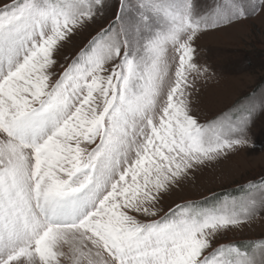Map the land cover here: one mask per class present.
Masks as SVG:
<instances>
[{
    "label": "snow or ice",
    "instance_id": "snow-or-ice-1",
    "mask_svg": "<svg viewBox=\"0 0 264 264\" xmlns=\"http://www.w3.org/2000/svg\"><path fill=\"white\" fill-rule=\"evenodd\" d=\"M259 15L264 0H0V264H264V239H222L264 214V176L163 203L251 143L264 93L200 119L196 41Z\"/></svg>",
    "mask_w": 264,
    "mask_h": 264
},
{
    "label": "rangeland",
    "instance_id": "rangeland-1",
    "mask_svg": "<svg viewBox=\"0 0 264 264\" xmlns=\"http://www.w3.org/2000/svg\"><path fill=\"white\" fill-rule=\"evenodd\" d=\"M98 27L92 24L73 36L59 58L75 54ZM196 47V60L209 69L204 79L196 80L193 98L200 119L219 115L247 97L264 93V15L208 31L196 41ZM249 138L251 143L241 150L191 171L165 198V209L182 201L234 195L249 180L264 176V113L256 115ZM222 239L244 243L264 239V214L233 228Z\"/></svg>",
    "mask_w": 264,
    "mask_h": 264
}]
</instances>
